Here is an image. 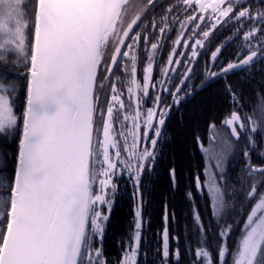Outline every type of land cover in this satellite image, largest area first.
Returning <instances> with one entry per match:
<instances>
[{
	"label": "snow or ice",
	"instance_id": "1",
	"mask_svg": "<svg viewBox=\"0 0 264 264\" xmlns=\"http://www.w3.org/2000/svg\"><path fill=\"white\" fill-rule=\"evenodd\" d=\"M219 82L227 131L194 137L191 224L170 237L165 202L150 256L144 196L166 125ZM166 173L177 191L174 162ZM123 187L134 220L113 260ZM0 264H264V0H0Z\"/></svg>",
	"mask_w": 264,
	"mask_h": 264
},
{
	"label": "trees",
	"instance_id": "2",
	"mask_svg": "<svg viewBox=\"0 0 264 264\" xmlns=\"http://www.w3.org/2000/svg\"><path fill=\"white\" fill-rule=\"evenodd\" d=\"M232 79H237V77H232ZM244 87L249 103L255 106L257 103L255 93L248 86L245 85ZM19 95V103L22 106L24 98L22 89ZM245 110L250 114L252 113V108L246 107ZM229 111V102L223 92L222 82L204 88L192 96L187 102L182 105L180 104L178 109H173V114L169 123L166 125L165 133L169 143L165 146L164 158L159 168L160 173L163 174L151 185L152 190L145 192L144 196L145 220L150 221L145 226V236L147 237L150 256L153 254L152 250L159 246V236L157 234L164 227L162 217L165 202H167L169 209H174L176 213L175 223L169 217L168 227L170 237L173 229H175L177 234H180L185 230L184 226L186 224L190 226L191 218L188 214L191 205L185 199L184 192L186 185L191 183L192 172L197 169L200 163V154L196 151L194 137H204L206 133L210 134L208 125L212 122L216 124L217 129L223 128L221 126V120ZM12 151H14V148ZM170 162H174L181 176L177 191H172L166 173V168ZM234 163L238 164L239 158ZM121 191L124 193V196L118 198L114 206L107 235L104 240L105 253L113 260L120 256L121 249L118 241L128 238L134 220L135 203L130 196V188L123 187ZM196 203L199 205L202 201L197 199ZM201 214L206 220H211L206 207L201 208ZM186 216H188V219H185ZM215 230L216 226L213 222L212 231L215 232ZM238 234L239 229L237 228L233 233V238ZM181 245H183V239H181Z\"/></svg>",
	"mask_w": 264,
	"mask_h": 264
},
{
	"label": "flooded vegetation",
	"instance_id": "3",
	"mask_svg": "<svg viewBox=\"0 0 264 264\" xmlns=\"http://www.w3.org/2000/svg\"><path fill=\"white\" fill-rule=\"evenodd\" d=\"M234 51V49L232 48L231 45H229L228 51L225 53V55L228 56L229 59L232 58V52ZM242 75V74H241Z\"/></svg>",
	"mask_w": 264,
	"mask_h": 264
},
{
	"label": "bare ground",
	"instance_id": "4",
	"mask_svg": "<svg viewBox=\"0 0 264 264\" xmlns=\"http://www.w3.org/2000/svg\"><path fill=\"white\" fill-rule=\"evenodd\" d=\"M189 99H191V97H188L184 102L181 103V105L187 102Z\"/></svg>",
	"mask_w": 264,
	"mask_h": 264
}]
</instances>
